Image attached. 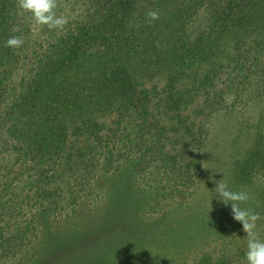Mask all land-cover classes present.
<instances>
[{
	"label": "trees",
	"instance_id": "trees-1",
	"mask_svg": "<svg viewBox=\"0 0 264 264\" xmlns=\"http://www.w3.org/2000/svg\"><path fill=\"white\" fill-rule=\"evenodd\" d=\"M62 15L39 34L0 0V264L34 249L40 214H67L118 164L159 192L169 175L193 182L215 115L264 92V0H65ZM12 36L24 45L6 47Z\"/></svg>",
	"mask_w": 264,
	"mask_h": 264
},
{
	"label": "rangeland",
	"instance_id": "rangeland-1",
	"mask_svg": "<svg viewBox=\"0 0 264 264\" xmlns=\"http://www.w3.org/2000/svg\"><path fill=\"white\" fill-rule=\"evenodd\" d=\"M60 0L57 14L64 13ZM34 31H50L34 24ZM257 102L215 115L193 182L163 181L161 192L134 170L133 162L101 172L93 195L62 216L39 215L38 244L1 264H101L116 257H152L165 264H247V234L215 192L223 179L246 191L241 204L258 212L264 240V92ZM163 173H165L163 171ZM160 178H164V174ZM166 175V174H165Z\"/></svg>",
	"mask_w": 264,
	"mask_h": 264
},
{
	"label": "clouds",
	"instance_id": "clouds-1",
	"mask_svg": "<svg viewBox=\"0 0 264 264\" xmlns=\"http://www.w3.org/2000/svg\"><path fill=\"white\" fill-rule=\"evenodd\" d=\"M58 7V0H17V8L22 13H30L35 24L46 26L50 30L62 29L67 22L62 14H57ZM146 16L150 24L160 18L159 12L155 10H149ZM12 31L17 32L19 28L14 26ZM24 43L23 37L12 36L6 40L5 46L19 49ZM156 46L160 47L159 41L156 42ZM214 182L215 192L219 194V199L226 206L229 202L231 203L233 219L242 225L243 232L247 234V251L245 252L247 264H264V240L260 239L255 231L261 216L254 209L240 207L241 204L250 201L251 196L246 191L231 190L223 179Z\"/></svg>",
	"mask_w": 264,
	"mask_h": 264
}]
</instances>
